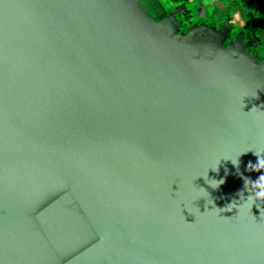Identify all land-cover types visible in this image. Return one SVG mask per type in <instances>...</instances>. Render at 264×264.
<instances>
[{
  "label": "water",
  "instance_id": "obj_1",
  "mask_svg": "<svg viewBox=\"0 0 264 264\" xmlns=\"http://www.w3.org/2000/svg\"><path fill=\"white\" fill-rule=\"evenodd\" d=\"M155 2L0 0V264H264L261 42Z\"/></svg>",
  "mask_w": 264,
  "mask_h": 264
},
{
  "label": "clouds",
  "instance_id": "obj_2",
  "mask_svg": "<svg viewBox=\"0 0 264 264\" xmlns=\"http://www.w3.org/2000/svg\"><path fill=\"white\" fill-rule=\"evenodd\" d=\"M187 7L192 16V24H208L210 26L222 28L225 23L230 22L233 28V39L238 37L243 31L244 21L241 20L243 5L239 3V0H189ZM200 9H203V15L200 14ZM192 24L188 25V27L190 28ZM257 39L264 44V33L258 34ZM258 53L261 58L264 59V47H261ZM257 156L259 157L258 163L255 165L249 163V171H264V157L259 154H257ZM233 163L238 166V160L233 161ZM245 185L246 189L252 193L247 201H264V175L259 176L258 180L255 182L245 178ZM216 187H218V184H216ZM240 195L241 199H243V193ZM232 209V206H228L224 211L231 212Z\"/></svg>",
  "mask_w": 264,
  "mask_h": 264
},
{
  "label": "flooded vegetation",
  "instance_id": "obj_3",
  "mask_svg": "<svg viewBox=\"0 0 264 264\" xmlns=\"http://www.w3.org/2000/svg\"><path fill=\"white\" fill-rule=\"evenodd\" d=\"M189 0H157L155 2L157 5L155 7V10L158 15L161 14V12L165 11V17H167L168 12L172 9H175L183 4L186 3V7L188 4ZM239 3L243 5V3L239 0ZM188 9V7H187ZM245 10H246V15H245ZM200 14L203 15V9H200ZM191 16V13H189ZM241 20L244 21L243 23V29L247 28V25H249L252 29V31L258 36V34L264 33V13L261 11H258V7L250 5L249 7L247 6V3L243 5V10H241ZM192 24V19L188 22L187 26ZM230 25V22L228 23ZM231 26V25H230ZM257 41V40H256ZM254 41L253 44V51L252 53L256 57H261L258 53V50L261 47H264V44H260L258 46V42ZM260 41V40H259ZM261 42V41H260Z\"/></svg>",
  "mask_w": 264,
  "mask_h": 264
}]
</instances>
